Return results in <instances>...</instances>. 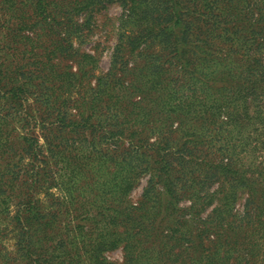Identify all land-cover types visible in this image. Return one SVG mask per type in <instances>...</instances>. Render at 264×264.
<instances>
[{
	"label": "rangeland",
	"instance_id": "374dc122",
	"mask_svg": "<svg viewBox=\"0 0 264 264\" xmlns=\"http://www.w3.org/2000/svg\"><path fill=\"white\" fill-rule=\"evenodd\" d=\"M39 2L44 6L39 8ZM121 2L93 0L89 6L77 9L66 7L61 0H0V68L4 70L15 67L18 70L14 75L8 73L9 78L5 82L32 83V86L28 83L26 92L23 88L22 95L27 98L24 107L16 106L10 99L12 93L9 90L12 84L9 87H0V264H60L64 257L60 252L61 247H58L63 244L61 240L70 243V236L74 238L68 247L80 250L73 255L81 258H77V262L73 264H91L92 262L86 260L83 255L82 245L88 243L89 235L95 236L104 231L105 227L99 225L90 231L91 224L84 223L83 228L71 232L73 235L67 232V228L74 229L79 220L90 215L87 210L79 208L81 204L87 206V209L90 208L92 213L98 212L97 205L101 200L97 199L96 195L106 190L108 182L112 180L109 179L112 174L117 176L116 179L127 176L126 171H121L125 162L137 167V181L135 180L136 183L126 199L132 206H139L150 180H153L152 185H155L157 191L161 190L159 178L156 174L155 177L153 175L154 168L164 165L156 155L157 146L163 149V154L170 148L177 152L176 157L181 158L179 154L185 155L188 153L187 147L193 145H190V139L201 131H205L203 136L205 142L199 146L203 149V156L207 154L209 145L212 149H219L222 146L221 151H215L213 154L216 155H207L206 160L211 157H224L226 161V158H230L227 145L230 143L238 146L239 140H230L227 133H224L225 137L220 143L212 142L213 138H216L214 132L217 128L228 122L227 109H223L227 106L221 105V99L228 100L230 91L224 94L218 88L202 96L199 85L188 82L189 78L184 80L179 67H175L170 47H163L158 40L149 39L145 44L140 42L130 51L125 47L123 50L119 48V44L124 46L126 38L133 35L132 29L122 22L126 9ZM189 3L197 11L201 8L200 5H203V2L191 0ZM194 23L197 27L205 29L210 21L203 15ZM120 36L124 42H119ZM214 50L218 53L216 62L228 64L233 78H236L243 66V62L239 61L241 55L234 54L225 61L228 48L219 40ZM213 65L215 64L212 63L210 66ZM216 68L217 66L208 70H197L203 77H207L216 76L212 73L219 72ZM61 71L74 72L78 77L64 75L58 79L56 74ZM156 75H160V79H155ZM216 79L221 77L217 76ZM153 80L157 81L153 83ZM110 81L115 83L113 90L104 85ZM57 82H60L59 89L63 96L69 97V104L81 97L87 102L93 94L92 88H95L98 82L101 83V89L97 97L95 96L96 109L88 123L95 125L92 128L93 133H89L88 129H82L87 127L84 123L78 124L74 133H68L64 129L57 132L59 127L53 119L41 122L38 104L42 97L39 86H43L45 98ZM182 84L184 85L181 86ZM57 88L58 85L55 89ZM190 92L196 93L194 95L198 99L193 101L197 107L179 108L185 106L181 104L182 100L192 96ZM131 104H136L137 108ZM206 104H212L221 111L216 122L210 127H203L197 120L202 121V111L205 110L203 107ZM120 105L122 108L119 109ZM90 110L89 106H85L79 110L83 113L81 114L74 105V108H69L67 115L77 119L82 115L86 117L91 113ZM34 116L37 117L36 120L32 119ZM233 123L237 124L238 130L244 129L241 127V121ZM257 128L256 143L259 144L260 152H264V122ZM70 130L72 131L71 127ZM106 131L109 133L114 131V135L109 134V138H106L104 135ZM236 132L233 134H237ZM193 133L195 135L190 137ZM53 134H56V137L51 140ZM16 136L21 138L20 140L31 139V142L33 138L36 139L34 147L38 153V160L43 158L49 160L48 167L52 172L48 171V177L41 175L38 177L36 184V189L39 188L38 193L33 191L35 186L30 188L31 180L28 179L27 172L29 158L23 156L22 149L16 146L15 150L13 145H8ZM182 138L186 140L185 149L177 148V144L182 143ZM61 140L63 144L59 145ZM155 144L157 145L152 146ZM53 145H58L64 150L62 157L55 158L51 155L49 149ZM140 152L144 153L142 158ZM249 154L247 150L241 153L239 158L234 156L238 168L247 170V166L253 162ZM262 154L258 155L257 160L262 159ZM19 159L21 162H17ZM165 160L170 161L168 157ZM71 162L72 166H77L79 162V167L83 168L80 171L81 175L74 178V183L78 181L79 184L78 188L75 186L73 193L75 206L67 213L62 211L60 215L62 218L56 223L42 227L38 224H27L29 237L20 242L18 224L22 220L14 221V218L22 209L24 202V207H28L26 201H31L30 197H33L34 200H39L43 207H50L53 210L51 202L60 194L63 195L61 193L63 185H60L58 180L54 182V178H58L60 174L64 180L69 179L66 166ZM187 166L180 174L183 178L181 187L179 186L181 189L176 208L170 212L160 228L165 229V233L166 229H179L184 236L176 244L155 241L151 237L144 243L145 251L140 252L142 261L146 264H218L219 258L225 254L227 264H246L249 261L250 264H264V226L263 231L257 233L258 219L253 214H249L241 221L243 228L249 231L247 235L236 237L234 240L223 238V246L216 248H213L215 238L212 236L199 242V230L202 226L205 228L203 222L218 206L217 198L211 201L206 198H210L221 186L218 179L199 176V171L193 163H188ZM189 178H193L195 182H191ZM7 180L9 186L5 189L2 183ZM255 185L263 186L264 180L258 178ZM223 187V192L226 193L228 186ZM81 200L83 201L80 202ZM245 200V193L239 189L236 197L228 204L226 216H242ZM149 204L147 208L152 206V203ZM149 212L153 213L154 209ZM42 214L46 215L45 212ZM261 218L263 219L259 223L264 222V212ZM224 230L225 225L222 233ZM122 246L123 244L114 250L103 251L99 260L101 258L108 264H123L125 252ZM250 247L259 250L258 255L240 259L239 253L244 254ZM140 249L141 247L138 250ZM216 252L219 253L217 258ZM137 259L136 254L134 260Z\"/></svg>",
	"mask_w": 264,
	"mask_h": 264
},
{
	"label": "trees",
	"instance_id": "16d2710c",
	"mask_svg": "<svg viewBox=\"0 0 264 264\" xmlns=\"http://www.w3.org/2000/svg\"><path fill=\"white\" fill-rule=\"evenodd\" d=\"M61 1L66 7H75L77 9H83L93 2V0ZM121 1L123 8L126 9L125 17H122V22L128 26L129 29H132L133 35H129V37L126 38L124 46L119 44V48L123 50L122 48L125 47L130 51L136 48L140 42L145 44L149 39L158 40L159 44H162L163 47H170L172 58L175 60V67H179L181 75L184 76V80L185 78H189L188 82L193 85H199V92L202 96L207 95L210 90L216 91L218 88H220L221 92L224 94L230 91L228 100L221 99V105L227 106V108L223 109H227L228 116L226 119L228 122L217 128L214 132V137L216 138H213L214 140L212 142L216 141L220 143L225 137L224 133H227L230 140L238 139L239 143L238 146L230 143L227 145L226 149H228L227 152L230 158H226V161L224 157H211L209 160H206L207 155L213 154L215 151H221L222 146H220L219 149H212V146L209 145V150L206 151L207 154L203 156V149H200L199 146L205 142L203 138L205 131H201L198 135L194 133L190 135V137L195 135L189 142L190 145H193L187 147L188 153L185 152V155L179 154L182 156L181 158L176 157L177 152L170 148L167 153L163 154V149L157 146L156 155L161 159L159 160L160 163L164 165L162 164L163 166L160 168H154L153 171L155 173L153 175L155 177L156 174L157 178H159L161 190L157 191L155 185H152L153 180H150L148 188L144 190V195L142 197V200H144H141L139 206H132L126 199L129 195V191L134 187L137 181V167L130 162H125L121 171H126L125 173L127 176L123 179H116L117 176L112 174L109 178H112V180L108 182V187L105 188L106 190L96 195V198L101 200V203L97 205L98 212L94 211L92 213L90 208L87 209V206L81 204L79 208L87 210L86 212L90 215H86L83 220H79L75 224L76 226H74V229L67 228V232L70 234H72L71 232L74 233L76 229L83 228L84 223L91 224L90 231L96 229L99 225L105 227V230L100 231L97 235H89L87 238L88 243L82 245L83 255L90 263L108 264L101 258L99 260L101 253L103 251L114 250L123 244L122 250L125 252L123 264H146L142 261L140 252L145 251L144 243H147L151 237L155 241L161 240L176 244L184 236V234H182L183 232H180L179 229H166L167 232L165 233V229L160 230V228H162L161 225H163V221L169 217L170 212L176 208V203L179 201L178 193L179 189H181V180L183 178V175L180 174L188 167V163H193L197 167L196 170L199 171V176L218 179L221 186L219 190H215L212 193L210 198H206L208 201L217 198L218 206L211 215L207 216L206 221L203 222L205 223V228L202 226L199 230L198 240L200 243L204 238L207 239L212 236L215 238L213 239V248L222 247L223 238L234 240L236 237L247 235L249 231L243 228L241 221H243L246 216H249V214H253L254 217L258 219L257 233L262 232L264 222H259L263 219L261 215L264 212V185L258 187L255 183H257L258 178L264 180V152H260L258 149L259 144L256 143V138L258 136L256 134L258 131L257 127H261L264 122V0H191V2H203V5H200L201 8L198 11L194 10L193 6L190 5V0ZM43 6L41 2L38 3L39 8ZM203 15L208 17L210 21V24L205 29L197 27L194 23ZM238 17L240 19H238ZM207 23L209 22H206V24ZM193 38H195V40H192ZM217 40L225 44L228 48L225 61L230 56L233 57L234 54L241 55L239 61L243 62V66L236 78H233L232 70L229 68L228 64L222 61H219V64L216 62L218 53L214 50V47L217 44ZM119 42H124L122 36L119 37ZM212 63L215 65L210 66ZM215 66H217L216 69L219 70V72L216 73L213 71L212 73L216 76L209 75L203 77L201 72H199V70H208ZM17 71L15 67L4 70L0 68V87L5 88L12 84L13 86L9 90L12 93V95L9 96L10 99L16 106L24 107L27 98L22 95L23 88H25L26 92L28 89L27 85L31 83V81L22 82L21 84H18L19 82H5L9 78L8 73L14 75ZM56 75L58 79L64 75H68L71 78L78 77L74 72L67 73L65 71H61ZM217 76L221 77V79H216ZM160 77V75H156L155 79L158 80ZM157 80H153V83ZM219 81H221L222 84ZM56 85H58L57 89H55ZM56 85L54 88H51L50 94L45 98H43V86H39L41 88L39 93H41L42 97L38 104L40 105L41 122L53 119L56 126L59 127L57 132L64 129L67 130L68 133H74L77 130L76 127L78 124L84 123L88 128L85 127L82 129H88L89 133H93L94 131L92 128L94 124L89 125L88 123L90 118L92 119L94 109H96V104L94 103L101 89V83L98 82L96 87L92 88L93 94L87 102L81 97L71 104H69V97H64L63 92L59 89L60 82H57ZM104 85L110 90H113V86L115 87L114 81H110V83H105ZM183 85L184 84L181 86ZM30 86H32V83ZM190 94L192 95L190 98H186L181 102V104L185 106L179 108L192 109L197 107L193 101L198 99L197 96L194 95L196 93L190 92ZM74 105L78 111L85 106H89L91 113H86L88 117L82 115L81 118H71L67 113L69 108H74ZM131 106L137 108L136 104H131ZM120 108H122L121 105L119 106V109ZM203 108L205 110L202 111V121L199 119L197 120L203 127H210L212 123L216 122L217 116L221 111L212 104H206ZM79 112L81 113V111ZM32 119L36 120L37 117L34 116ZM235 121H241V127L244 129L238 130L237 124L233 123ZM67 127L69 129H67ZM234 132L237 134H233ZM109 134L114 135V131L110 133L106 131L104 133L106 138H109ZM259 135L261 134L259 133ZM51 137V140L55 139L56 134H53ZM20 139L21 138L16 136L8 145H13L15 150H17L16 146L22 149L23 156L29 158L27 172L28 179L31 180L30 188L32 189L35 186L33 191L38 193L39 188L36 189V184L39 180L38 177L40 175L42 177H48V171L52 172L48 167L49 160L48 158L38 160V153L34 147L36 139L33 138V142L28 138ZM254 140L255 143L253 144ZM207 141L211 142V140ZM185 143L186 140L182 138V143H178L177 148L185 149ZM61 144H63L62 140L59 145ZM157 144L152 146H156ZM59 147L58 145H53L52 148L49 149L51 155L55 158L62 157L64 153V150ZM39 150L41 149L39 148ZM247 150H249V155L252 156L253 162L247 166V170H242L237 167L234 156L239 158L240 154ZM194 152H200L201 154H195ZM139 154L141 158L144 155L143 152ZM221 154L220 152V155ZM259 154H262V159L257 160ZM217 156L219 157V155ZM166 157H168L170 161L167 162L165 160ZM215 158L218 160L216 161ZM211 159H213V162H211ZM17 162H21V160L19 159ZM40 164L44 166L41 167ZM34 169L37 171H34ZM66 169L69 173V179L64 180V177L60 174L58 178H54V182L58 180L60 181V185H63V188H61V193L63 195L60 194L59 197L51 202L53 210H51L50 207H43L42 203L39 200H34L33 197H30L31 201H26L29 204L28 207H24V202L22 209L14 218V221L22 220L21 223L18 224L20 242L25 241V239L29 237V230H27L26 227L27 224H38L39 227H42L46 224L56 223L62 218L60 216L62 211L67 213L70 208L75 206L73 193L75 186L78 188L79 184L78 181L74 183V178L81 175L80 171L83 170V168L81 169L79 167V162L77 166H72L71 162L66 166ZM31 170H33V174H31ZM195 171H193V173H195ZM15 176H17V174ZM190 179L191 182H195L193 178H189V180ZM8 182L7 180L2 183L5 189L9 186ZM60 185L58 186L61 187ZM224 185L228 186V188H226L228 189L226 193L223 192ZM239 189L246 195L243 214L242 216L228 217L226 216L228 204L236 197V193ZM85 198L86 197H84L83 200H85ZM149 203H152V206L147 208L150 205ZM152 208L154 212L150 213L149 211ZM43 212H45L46 215L42 214ZM45 217L46 220L43 221ZM52 218L53 220H51ZM224 225L225 230L224 233H222ZM119 229L120 231H118ZM201 236L203 237L199 238ZM70 237V243L61 240L63 244L58 247H61L60 252H62V256L64 257L60 264H73L77 262L78 259H81L79 256L73 255V253L77 254V251L80 250L68 247L74 238L73 236ZM140 247L141 249L138 250ZM258 251L259 250L256 251L250 247L244 254L239 253V257L240 259H244L245 257H256ZM136 254L138 259L134 260ZM218 255L219 253L216 252L215 258H217ZM225 260L226 256L223 254L219 258L218 264H227ZM246 264H250V261Z\"/></svg>",
	"mask_w": 264,
	"mask_h": 264
}]
</instances>
